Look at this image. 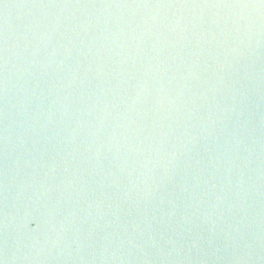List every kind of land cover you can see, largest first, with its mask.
Segmentation results:
<instances>
[{
  "label": "water",
  "instance_id": "95a60500",
  "mask_svg": "<svg viewBox=\"0 0 264 264\" xmlns=\"http://www.w3.org/2000/svg\"><path fill=\"white\" fill-rule=\"evenodd\" d=\"M0 264H264V0H0Z\"/></svg>",
  "mask_w": 264,
  "mask_h": 264
}]
</instances>
